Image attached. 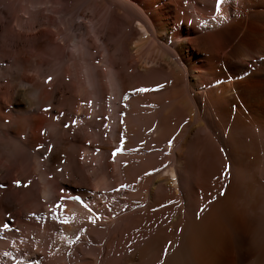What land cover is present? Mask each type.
<instances>
[{"label": "bare ground", "instance_id": "6f19581e", "mask_svg": "<svg viewBox=\"0 0 264 264\" xmlns=\"http://www.w3.org/2000/svg\"><path fill=\"white\" fill-rule=\"evenodd\" d=\"M60 2L48 0L53 12ZM85 4L87 21L105 52L100 63L112 93V107L104 108L96 100L94 111L98 126L97 117L103 111L109 114V142L97 146L109 150L112 163L102 157L90 175L94 189L110 180L101 189L118 184L125 190L89 199L80 187L68 191L72 181L47 165L65 153L63 146L83 145L85 136L60 145L61 135L41 131L49 125L64 127L61 111H51L49 101L55 85L62 83L57 76L64 58L59 56L66 54L64 45L70 40L62 37L58 48H39L41 52L34 44L31 56L41 61V66L32 68L34 76L42 80L54 76L37 92L24 74L27 58L20 63L21 78L10 73L17 84L12 97L13 109L18 110L15 130L5 125L10 115L1 114L0 103V138L12 137L19 154L22 149L32 156L28 163L19 159L13 168L21 191L9 194L23 198L24 216L17 214L12 224L7 221L12 217L10 202L0 192V264H264V0H87ZM31 9L25 15L34 24L37 43L45 32L40 26L56 25L54 18ZM111 38L114 47L108 45ZM86 49L76 55L70 52L76 68ZM94 66L92 70L98 68ZM70 67L66 69L72 72ZM142 88L147 91H139ZM78 89L81 92V86ZM41 142H47L42 150L45 158L36 149ZM116 144L122 151L113 157ZM66 157L76 166L70 177L77 171L86 181L90 175L80 169L84 164ZM71 195H79L81 201L69 200ZM32 212L36 218L30 217ZM65 217L67 224L62 223ZM4 224L12 231L5 232Z\"/></svg>", "mask_w": 264, "mask_h": 264}, {"label": "rangeland", "instance_id": "374dc122", "mask_svg": "<svg viewBox=\"0 0 264 264\" xmlns=\"http://www.w3.org/2000/svg\"><path fill=\"white\" fill-rule=\"evenodd\" d=\"M36 1L37 0H35V1L34 0H0V64H1L0 67L2 69L0 71V103H1V111L2 112L1 111L0 112H1V114H3L5 112L4 113L5 115L3 114L4 117H6L9 114L10 115L9 117L11 118V120H10V118L8 116L6 117L7 118L6 119L7 122H5V125L7 123H8V125L10 124V126L12 125L10 128L13 129V130H15V128H17V123H14V122H17V121L16 120L14 121V117L16 118V113L18 112V110H16L15 108L13 109V106H12V97H14V89L16 88L17 84L15 83L14 80H12L10 73L14 72L15 74H17V77L21 78V71H20L21 64L20 63H22V62L24 63L28 59L29 60V64L26 65L27 67H26V70H25L24 74H25V77H27L28 81L32 82L35 85V89L38 92L40 89H43V87H40L41 84L45 83L47 85L48 83L46 81H50V80L48 79L49 78L48 76H47L48 78H44L43 80L41 78L40 79L36 78L34 76L35 74L32 72V71L35 72L36 70H34V69L38 68L39 66H41V61L37 60V58L34 57L33 55L31 56V51L33 50V47H34L33 45L36 44L38 46L37 47L35 45V47H34L37 52H39L40 49H41V51H43V50H45V48H49L48 50H53V48H58L59 47V44L61 43L60 41L63 38H66V37L69 38L70 41L66 42V45H64L65 49H64L63 53L64 54L66 53L65 54L66 56L65 55L62 56V54L60 56L57 55V57L59 56L60 59L64 58L63 59L64 60L63 61L64 65H63V62H61L60 66H58V67H60L59 68V72L60 71L61 72L58 73V75L60 77L59 76H57V77H58L59 80L62 79V78L64 80L62 79V83H60L61 80L59 82L57 81L59 84L56 83L58 86L55 85V88L52 91L49 90L50 88L46 87V88H48L49 91H51L53 93L52 100L49 101V103L51 102V107L53 108V110L51 109V111H53V112L59 111V110L61 111V112H59V115L62 114L61 115L62 119H63L62 120L63 121L62 126H64V127L56 129L54 127L55 125H53V126L49 125V127L43 126V128L46 127L47 129L44 128L41 131H43V132L45 131V133H47V134L50 133V134L61 135V138L59 140V144L60 145L62 143H63L62 145H65L64 141L68 140V139H72L74 136L79 137V139L82 138V136H85V138L83 139L84 144L81 145V146H78V148H77V146H76V148L75 147H72V148L71 147H67L66 145L63 146L64 150H65V153L63 154V153L60 152L56 156L57 159L56 160L54 159L53 160L54 162L51 160L52 162L51 161L48 162L47 165L49 164L50 167H53L54 171L61 178L65 179V180L68 179L69 181L70 180L72 181L73 186H69L68 188H66L68 191H70V190L75 191V189H78L80 187L79 189L87 192V196L89 197V199L98 197V194L101 195V196H104L105 194H107V195L113 194V193L117 192L116 190H120V191L121 190H125V189H123V187L119 186L118 184H114L113 186L108 187L110 189H108V188L107 189H101L102 187H105L104 186L105 183L107 184V182H109L110 180L109 181L106 180L107 182H105V183L102 182L103 184L100 183L101 184V188H99L97 186L96 189H94V183H95L94 182V178L90 175L91 171H93L92 168H94V170H95V167L98 166L99 161L101 160L102 157L104 159L107 158L108 162L112 163L110 161V159H109L110 155H111L109 150H106L104 148L101 149V147L97 146L99 144L100 145L101 144L102 145H106V143L109 142V141H107V140H109V138H108L109 135H107V134H109V128H107V125L109 126L111 124V123H109V118H110L109 114L106 115V113L103 111L101 113L100 117L99 118L97 117V122H99V126L97 125V123L94 122V119H95V116H94L95 112L94 111H96L95 110L96 109V106H95L96 104L95 103H97V101H99L102 107H104V108L110 107L111 108L112 107V105H111L112 104L111 103L112 102V93H111V88H107L106 87L107 86L106 85L107 84L106 83L107 82V78H106L107 74H106V70H103V69H105L104 65L102 67V63H103L102 59L103 58L105 59V57H103L105 55L104 54L105 52H101V51H104L103 50V46L100 43V41H96V39H95L96 36L93 35L94 34V28L91 26V23L87 21V17L90 16L89 12H87V9L85 7V5H86L85 2L87 0H61V2L59 4H57V8L55 9L54 12L51 10L52 8H50V4L48 3V0H39V1H41L39 4H37ZM88 2H91V0H88ZM33 7L36 10L38 9L40 11L39 12V16H48L49 15L51 17V20H52V18H54L53 21H52V24L54 23L56 25V26H54V28L50 27V26H44V25L40 26V28L42 27L45 30V32L43 31L40 34V41L37 42V43H35V40L33 39V31L34 30L31 29V28H33L34 24H32L31 20L29 18L27 19L26 15H25V10L26 9H31V11H32ZM28 12H30V11L28 10ZM80 16L81 17H86V18H81ZM44 21H46V20H44ZM103 21H104V19H103ZM102 22H99L100 26H101V24H103ZM96 26L98 27V25H96ZM100 26H99V28H100ZM55 28H58V29L60 28L59 29L60 33L58 32L59 35L56 33V31L58 29L56 30ZM101 30H102V28H101ZM51 33H52V36H51ZM99 35L101 36V38L103 37L102 32ZM114 39L115 38H111V40L108 42V45L110 47H114L115 46V43H114L115 40ZM85 41H87V43H85ZM54 45H56V47ZM50 47L52 49H50ZM84 47L87 48L86 49L87 55H86L85 58H83L81 60V62H80L79 59L78 60L76 59L77 62H78V66H79V67L76 68L75 66H77V63H76V65H73V63H75L74 62L75 60L71 57L70 52L73 51V53L74 52L77 53L79 50H81ZM14 53L16 55H14ZM99 53H101L100 56H98ZM93 55H95L94 56L95 58H92ZM89 57H91V58H89ZM101 57H103V58H101ZM100 58H101V60L99 61ZM34 59L37 60V62H35ZM58 60H57V62H58ZM3 62H4V64H3ZM57 62H56V64L58 65ZM100 62H102V63H100ZM34 64H35V66H34ZM56 64H54L53 66L56 67L57 66ZM97 64H98V66H97ZM92 65L93 66L95 65L94 67L97 66L98 68H96V70H95V68H93V70H92V68H91V67H93ZM14 66L16 67V69H15ZM64 66H65V69H66L67 66L68 67L71 66L70 68H71L72 72H70V70H68L69 68H67L66 70H68V71H66L64 69ZM32 68H34V69H32ZM61 68H62V70H60ZM75 68L77 69V73H76V71H74V70H76ZM9 69H12V70H9ZM73 71L76 74H78L77 75L78 76V79H77L78 81H79V79L80 80L83 79L82 82L80 81L81 85L78 84L79 83L78 81H77L78 83L74 82V79L77 78V77H74V72ZM95 71H96V75L94 74ZM7 72H8V75L6 74ZM63 73H64V75L66 74V76H64ZM81 73H82V75H81ZM97 74H99V75L97 76ZM70 75H72V76H70ZM80 75L82 77H80ZM49 76L51 77V80H52L54 75L53 76L49 75ZM73 77H74V79H72ZM83 77L86 78V79H84ZM31 78H34L35 80L34 79L32 80ZM24 79H26V78H24ZM68 81L70 83H68ZM93 82H95V86H94ZM9 83H11V84H9ZM102 83H104L105 86H104V84L102 85ZM69 84L70 85L72 84L70 86L71 88L68 87ZM96 84H97L98 88H99L100 85H102L103 87L100 86V88L98 89L96 87ZM77 86H79L78 88H80V86H81V88H82L81 92L78 91L80 89L76 88ZM93 87H95V88H93ZM104 87H105V89L107 88L106 91H105V89L104 90L101 89V88H104ZM46 88H44V90H46ZM72 88H74V89H72ZM70 89L73 90V92H76V91L77 92L73 93ZM75 89H78V90H75ZM48 90L46 92L48 94L49 93L51 94V92H49ZM64 90H65V92H64ZM87 91H88L87 95L86 94H82V93H85ZM99 92H101V95H99L100 94ZM59 93H60L61 96L59 95ZM67 93H68L69 96H71L72 93H73L74 95H72V96H74V97H72V96L68 97ZM63 96L65 97V101H64V97ZM101 97L102 98L104 97V98L102 99ZM67 98L69 99V101H68ZM72 98H74L72 100L73 103L76 100L75 103H74V106H73V103L71 101ZM48 99H51V95L48 97ZM62 101L66 102L67 105L62 103ZM70 101H71V103H70ZM109 102H110V104H109ZM63 104L68 106V107L64 106ZM70 104H72V105L70 106ZM49 107H50V104H49ZM82 110H84V111L82 112ZM19 112H20V110H19ZM80 112H82V114H80ZM72 113H74V114H72ZM128 115H129V117L127 116V118H126L127 121H128L129 118H131L130 114H128ZM65 116H66V118L67 117L68 118L66 119ZM71 120L75 121L74 125L72 124ZM70 121H71V124H70ZM81 122H83L85 124H83V123L81 124ZM89 122H90V124H89ZM67 124H68V126L65 127V125H67ZM5 125L3 127H5ZM8 125H6V126H8ZM80 125H82V126H80ZM96 125H97V127H96ZM102 126L104 128H102ZM0 128H2V127H0ZM60 129H62L63 131L61 130L62 132H60ZM89 135H91V136H89ZM92 135H93V137H92ZM62 136L63 137L65 136V137L63 138ZM11 138H7V139L4 138V137L2 139L0 138V141L3 140V141L0 142V148H1L0 149V168H1L0 169V181L2 182V183H0V192H5L4 197L6 198L8 203L10 202L8 207H7V209L8 208H12V210L10 211L12 217L7 219V221L10 224H12V222L14 220L13 218L16 217L17 214H20V216H22V217L24 216L23 215L24 212L21 210V205H22L23 198H21L19 195L11 197L12 194H13L12 193L13 191H15V190L18 191V192L21 191V189H19V186L22 184L20 179H17L15 177H13V176H15L14 175L15 172H13L14 171L13 168L17 166V161H19V159L23 160L25 162H27V161L30 162L31 159H32V156H31V154L29 152L28 153L24 152V150L22 151V149H21L22 155H21V153L20 154L18 153L20 150L18 151V148H16L18 146L17 145V141L12 138V140H15V142H13L14 143L13 145L16 144L15 147L13 148L14 149L13 150L12 149L13 145L11 144L12 142L11 143L9 142L11 140ZM8 139H9V141H8ZM127 139H128V136H127ZM127 139H125V140H127ZM4 142L7 145L4 144ZM8 143H10V144H8ZM44 143L45 142H41V144L38 145L37 148H36L39 152H41V156H43V158H45V156H44L45 153L42 154V150L44 151L46 149L45 145H46L47 142L45 144ZM52 146L53 145H49L48 147H52ZM84 146H86L88 148L86 149V147H84ZM7 147H8V149H7ZM115 147H119V146L116 144ZM4 148H6L7 150H4ZM10 148H11V150L9 151ZM47 149L50 150V148H47ZM67 149H69V150H67ZM84 149H86V150H84ZM6 151H7V153H6ZM10 152H14L15 154H17L18 159H17V157L15 155L12 156V154H14V153H10ZM66 153H67V155H66ZM68 154L71 155L75 159L77 158L81 163L84 164V166L82 165L83 169H82V167L80 169L84 173L86 172L85 174H87V176L90 175L89 178L86 181H82L81 179H79L77 171H75L76 175H73V176L70 177L72 169L74 171L76 169V166L74 167V165L70 163V161L68 160V157H66V156H68ZM24 155H26V156H24ZM14 156H15L16 160L13 159ZM28 156H29L30 159L28 158ZM58 158H60V159L58 160ZM103 158H102V160H104ZM96 160L98 161L97 164L95 163ZM83 161H85V162H83ZM88 162L90 163V165L87 164ZM13 163L16 164V165L14 166ZM85 165H88L87 168H86ZM68 167H69V170H68ZM71 167H72V169H71ZM78 169H79V167H78ZM75 172L73 174H75ZM13 178L16 179V181H20L19 186L15 183L16 181ZM32 179H33V177H32ZM32 179L31 178H30V180L28 179L30 184H31V182H33ZM73 180H75L77 183L76 182L74 183ZM99 180L102 181L101 179H99ZM27 183H28V181H27ZM80 184L82 186H80ZM34 186H35L34 187L35 189L34 188H32V189H34L35 191L34 190L33 191L36 192L37 185L35 184ZM66 189H64L65 193L62 192V194H66V192H68ZM102 190H104V191H102ZM106 190H108V192H106ZM9 193L10 194L12 193L11 196H10ZM0 197H1V195H0ZM33 214L37 215V213L32 212L30 214V217L31 218H36L37 216H35ZM1 230L3 231V229H1ZM4 231L5 232L6 231L7 232H11L12 231V226H9L7 229L4 228Z\"/></svg>", "mask_w": 264, "mask_h": 264}, {"label": "snow or ice", "instance_id": "6c2138e0", "mask_svg": "<svg viewBox=\"0 0 264 264\" xmlns=\"http://www.w3.org/2000/svg\"><path fill=\"white\" fill-rule=\"evenodd\" d=\"M49 80H51V77H49L48 78ZM139 91H147V89H139ZM125 98H127V97H125ZM45 111H47V109H45ZM73 124H75V121H73L72 122ZM68 125H65V127H67ZM120 143H121V145H123V143H124V139H123V136H121V141H120ZM172 143V141H169V144H171ZM122 151V148L121 147H117V148H115L113 151H112V156L113 157H115L116 156V154L117 153H119V152H121ZM16 184L19 186V184H20V181H16ZM121 187H124V185H121ZM73 199H78V198H73ZM85 207H87V205H85ZM89 211H91L90 209H89ZM33 215H35V214H33ZM98 218V217H97ZM69 221H68V219L65 217L63 220H62V223L63 224H67ZM93 222H95L94 220H93ZM3 227L5 228V229H7L9 226L7 225V224H4L3 225ZM79 239V237H77V240ZM72 241H69V243H71ZM5 255H7V253H5Z\"/></svg>", "mask_w": 264, "mask_h": 264}]
</instances>
